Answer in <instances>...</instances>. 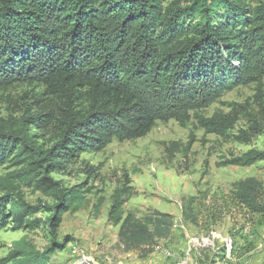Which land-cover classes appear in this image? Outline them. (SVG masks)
Wrapping results in <instances>:
<instances>
[{
    "label": "trees",
    "instance_id": "trees-1",
    "mask_svg": "<svg viewBox=\"0 0 264 264\" xmlns=\"http://www.w3.org/2000/svg\"><path fill=\"white\" fill-rule=\"evenodd\" d=\"M22 84L41 87L54 103L0 125V169H12L0 178V230L11 223L38 230L44 211L50 247L42 252L23 237L6 261L50 264L66 247L56 240L63 215L85 199L82 187L67 189L51 175L64 174L81 154L143 138L172 120L184 127L194 119L206 134L240 144L263 133L264 1L0 0V91ZM252 84L253 107L229 104V113L202 114L225 93ZM262 161L264 153L253 151L221 165ZM22 187L54 203L30 205ZM128 197L125 188L115 192L108 223L119 227L124 252L146 257L171 236L175 219L159 211L124 217ZM194 201L184 204L183 218L198 225ZM225 203L248 223H264L257 179L236 183ZM217 217L211 214V222Z\"/></svg>",
    "mask_w": 264,
    "mask_h": 264
},
{
    "label": "rangeland",
    "instance_id": "rangeland-1",
    "mask_svg": "<svg viewBox=\"0 0 264 264\" xmlns=\"http://www.w3.org/2000/svg\"><path fill=\"white\" fill-rule=\"evenodd\" d=\"M255 96L256 85L239 86L202 114L229 113V104L253 107ZM53 103L34 85L0 91V125L21 118L27 110L36 112L38 105ZM243 124L240 121L238 128ZM253 151L264 153V131L250 143L240 144L206 134L192 119L184 127L173 120L158 123L143 138L114 140L100 152L81 154L64 174L51 175L67 189L82 187L85 199L76 211L63 215L56 240L66 247L50 264H77L81 255L92 264H264V223L258 218L248 223L239 210L225 203L239 181L255 178L264 185V161L249 167L221 165ZM10 167L7 164L0 169V178L12 171ZM123 188L129 191L124 217L132 214L141 220L159 211L175 219L171 236L159 241L146 257L140 252H124L118 243L119 227L108 223L112 197ZM20 191L30 205L54 203L41 191L26 187ZM190 198H195L198 225L183 218V206ZM211 214H218L215 223ZM48 217L41 210L36 218L44 223L32 232L16 230L12 223L0 230V264H10L6 260L12 244L23 237L38 250H47L52 243L45 223ZM242 252L245 254L238 258Z\"/></svg>",
    "mask_w": 264,
    "mask_h": 264
},
{
    "label": "built area",
    "instance_id": "built-area-1",
    "mask_svg": "<svg viewBox=\"0 0 264 264\" xmlns=\"http://www.w3.org/2000/svg\"><path fill=\"white\" fill-rule=\"evenodd\" d=\"M232 242L229 241L227 246L231 247ZM77 264H92L89 260V258L86 255H81L80 258L78 259V263ZM183 264H186V262H184Z\"/></svg>",
    "mask_w": 264,
    "mask_h": 264
}]
</instances>
